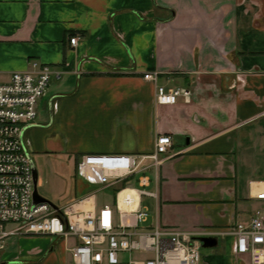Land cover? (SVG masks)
Returning <instances> with one entry per match:
<instances>
[{"label":"crops","instance_id":"1","mask_svg":"<svg viewBox=\"0 0 264 264\" xmlns=\"http://www.w3.org/2000/svg\"><path fill=\"white\" fill-rule=\"evenodd\" d=\"M34 60L54 71L25 132L46 197L58 192L51 181L64 189L69 158L79 176L83 154H151L166 134L162 165L140 160L127 185L109 187L151 199L147 225L219 232L264 214V0H0V82ZM147 72L168 90L190 88L191 101L157 105ZM217 237L201 264H251L234 236ZM76 241L11 236L0 259L74 264Z\"/></svg>","mask_w":264,"mask_h":264},{"label":"built area","instance_id":"2","mask_svg":"<svg viewBox=\"0 0 264 264\" xmlns=\"http://www.w3.org/2000/svg\"><path fill=\"white\" fill-rule=\"evenodd\" d=\"M77 36L70 41L75 44ZM54 71L47 64L31 61V69L17 71L11 80L0 82V252L7 239L17 235H48L60 240L75 238L69 248L74 264H201L203 236H228L236 240V252L248 254L251 264H264V214L257 211L250 223H238L227 230H185L160 222L146 223L150 211L141 198L127 191L125 208L104 203L95 208V193H89L66 207L34 202L35 162L25 141V132L38 115V105L46 94ZM144 78L156 84L155 103L173 105L181 98L190 102L188 87L168 90L158 85L159 73L147 72ZM172 144L169 135L157 137L154 152L136 156L127 153H90L80 156L78 175L89 185L109 188L117 183L127 185L138 172L139 161L150 158L158 168L161 154ZM143 186L149 178L140 179ZM125 191L116 193V200ZM157 197V192L139 190ZM256 197L264 200V190ZM91 200V204L89 203ZM8 224H14L8 228ZM202 243V242H201ZM0 264L3 262L0 259Z\"/></svg>","mask_w":264,"mask_h":264},{"label":"rangeland","instance_id":"3","mask_svg":"<svg viewBox=\"0 0 264 264\" xmlns=\"http://www.w3.org/2000/svg\"><path fill=\"white\" fill-rule=\"evenodd\" d=\"M63 162V161H62ZM75 161L73 160V158H69V160L66 161V163L64 164L66 166V173L67 175H69V177H67L66 181L63 183L64 185V189L61 191V182L62 180L59 181H51L50 182V189H52V191H55V188L58 187V192H54L55 195V199L54 198H49L46 197L44 194H46L45 190L38 185V191L39 194L42 195L43 197H45L46 199H48L50 202H52L53 204H55L57 207L61 208V207H66L67 205H69L70 203H72L73 201L79 200L80 198H82L84 196V193H95L97 200H98V208L102 207V205L104 203H111L112 205H115L116 203V207L118 209V207L121 208H125L129 202V198L128 195L125 194L126 191L123 192V196H121V198L116 199V191L115 188H105V189H101L99 186H95V185H89L87 186L86 182H83V179L79 176H77L74 172H75ZM37 165V164H36ZM141 174V173H140ZM140 174H137L133 179H131L130 183H132V185L137 186V182H138V178L140 176ZM53 179V177H51ZM51 179V180H52ZM84 184L86 185V190L85 191H81L82 186H84ZM44 188H46L44 186ZM128 188H131V186H128ZM61 191V192H59ZM143 204L146 206H151L153 208V201L151 199H149L148 197L144 196L143 197ZM196 245L201 247V252H203L205 249L202 247V243L199 241H195Z\"/></svg>","mask_w":264,"mask_h":264},{"label":"water","instance_id":"4","mask_svg":"<svg viewBox=\"0 0 264 264\" xmlns=\"http://www.w3.org/2000/svg\"><path fill=\"white\" fill-rule=\"evenodd\" d=\"M38 177H39L38 169L36 166H34V180H35L34 202L35 203L47 202L53 205L54 207H57L55 204H53L48 199H46L45 197L39 194ZM199 240L202 242L203 248H212V247L217 246L219 243L218 237H214V236H203V237H200Z\"/></svg>","mask_w":264,"mask_h":264},{"label":"bare ground","instance_id":"5","mask_svg":"<svg viewBox=\"0 0 264 264\" xmlns=\"http://www.w3.org/2000/svg\"><path fill=\"white\" fill-rule=\"evenodd\" d=\"M126 193H127V191L125 192V194H126ZM121 196H123V193L121 194ZM91 202H92V201H91V200H89V203H90V204H91Z\"/></svg>","mask_w":264,"mask_h":264}]
</instances>
